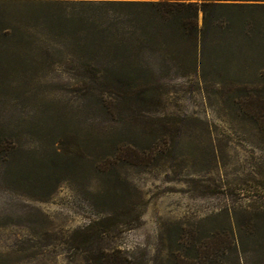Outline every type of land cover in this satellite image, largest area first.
Masks as SVG:
<instances>
[{
    "label": "rangeland",
    "instance_id": "rangeland-1",
    "mask_svg": "<svg viewBox=\"0 0 264 264\" xmlns=\"http://www.w3.org/2000/svg\"><path fill=\"white\" fill-rule=\"evenodd\" d=\"M106 1L152 0H0V264H264V9L194 51Z\"/></svg>",
    "mask_w": 264,
    "mask_h": 264
},
{
    "label": "trees",
    "instance_id": "trees-1",
    "mask_svg": "<svg viewBox=\"0 0 264 264\" xmlns=\"http://www.w3.org/2000/svg\"><path fill=\"white\" fill-rule=\"evenodd\" d=\"M99 5L111 8H119L121 6H139L142 8L143 18H145L142 19L145 21H143V25L140 24V28L149 27L150 29L155 30L165 29L167 32L172 34L171 37H174L175 33H179L182 38L186 36V42H188L191 46L193 45V49H195L194 51H196V47L198 45L197 36L200 32L205 31L211 25H214L215 28L222 27V23H216L215 21L209 20V13L222 9H231L234 11L264 9V2H221L220 0H152L130 3L106 1V3H101ZM200 11L202 12L203 19L201 26L198 25V14ZM126 20L127 21H125V23L127 22L132 24L130 21L133 19ZM69 22L71 23L72 31H74V27L79 24L84 30V36L81 38L78 37V34L83 31L81 29H78L81 31L79 33L78 31H74L75 42L80 45L85 44L92 46V44L97 43L99 44L98 46H103L106 43L117 44V41H121L120 39H114L111 35L114 33V30L118 29L120 24L122 25L124 22L118 17H109L106 10H102L99 16H94L93 14H83L79 16L78 19H69ZM225 24L227 29L237 26L241 28H255L257 26L253 23L242 25L238 23ZM130 27L135 28L134 25H131ZM90 34L93 35L91 38L88 36ZM184 42V40L179 39L176 41H174V39H167L165 41V43L168 44L179 43L180 45L184 44ZM258 117L261 122H264V108L259 111ZM111 263L118 264L114 261Z\"/></svg>",
    "mask_w": 264,
    "mask_h": 264
}]
</instances>
